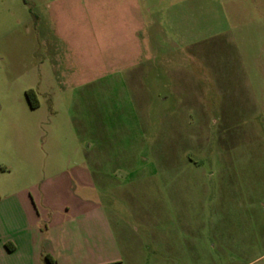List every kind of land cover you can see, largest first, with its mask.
<instances>
[{"label":"rangeland","instance_id":"374dc122","mask_svg":"<svg viewBox=\"0 0 264 264\" xmlns=\"http://www.w3.org/2000/svg\"><path fill=\"white\" fill-rule=\"evenodd\" d=\"M87 170L104 264H264V0H0V185Z\"/></svg>","mask_w":264,"mask_h":264},{"label":"crops","instance_id":"0c3cea01","mask_svg":"<svg viewBox=\"0 0 264 264\" xmlns=\"http://www.w3.org/2000/svg\"><path fill=\"white\" fill-rule=\"evenodd\" d=\"M93 179L88 170L62 173L47 178L36 198L24 184H1L0 264H104L94 202L77 190H93Z\"/></svg>","mask_w":264,"mask_h":264},{"label":"trees","instance_id":"16d2710c","mask_svg":"<svg viewBox=\"0 0 264 264\" xmlns=\"http://www.w3.org/2000/svg\"><path fill=\"white\" fill-rule=\"evenodd\" d=\"M26 95L29 98L31 105L35 106L36 105V101L35 102L31 101V97L33 95V91L32 90H27L26 91Z\"/></svg>","mask_w":264,"mask_h":264}]
</instances>
